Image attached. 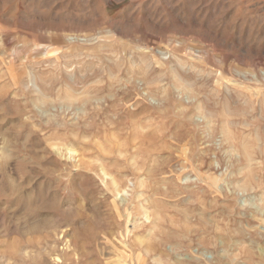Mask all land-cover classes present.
<instances>
[{
	"label": "rangeland",
	"instance_id": "1",
	"mask_svg": "<svg viewBox=\"0 0 264 264\" xmlns=\"http://www.w3.org/2000/svg\"><path fill=\"white\" fill-rule=\"evenodd\" d=\"M0 264H264V0H0Z\"/></svg>",
	"mask_w": 264,
	"mask_h": 264
},
{
	"label": "bare ground",
	"instance_id": "2",
	"mask_svg": "<svg viewBox=\"0 0 264 264\" xmlns=\"http://www.w3.org/2000/svg\"><path fill=\"white\" fill-rule=\"evenodd\" d=\"M135 226V225H134Z\"/></svg>",
	"mask_w": 264,
	"mask_h": 264
}]
</instances>
